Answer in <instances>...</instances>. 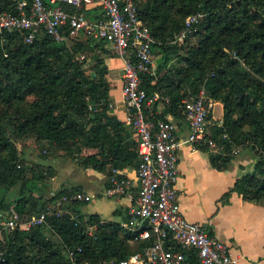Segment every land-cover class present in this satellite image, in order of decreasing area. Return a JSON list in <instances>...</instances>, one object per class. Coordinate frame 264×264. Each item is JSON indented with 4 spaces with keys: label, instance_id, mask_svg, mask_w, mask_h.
<instances>
[{
    "label": "trees",
    "instance_id": "1",
    "mask_svg": "<svg viewBox=\"0 0 264 264\" xmlns=\"http://www.w3.org/2000/svg\"><path fill=\"white\" fill-rule=\"evenodd\" d=\"M19 1L27 8L32 3L0 0V14L17 11ZM134 1L156 38V72L143 73L142 86L170 98L150 117H184V100L202 89L208 99L223 103V124L216 125L210 113L208 125V136L221 149L194 145L208 151L219 170L232 166L235 147L251 149L252 171L237 178L223 198L237 192L264 204V0ZM196 13H203L200 22L183 42H174L186 18ZM109 50L104 39L87 35L59 41L41 30L31 42L18 31L0 35V264L116 263L151 244L152 239L130 241L129 229L83 212L87 202L80 201L65 202L62 214L29 229L1 225L11 207L26 221L57 198L81 190L47 194L53 167L27 168L18 142L34 139L43 156L60 152L108 176L114 168L138 167L134 131L111 112ZM70 250L76 251L75 261Z\"/></svg>",
    "mask_w": 264,
    "mask_h": 264
},
{
    "label": "built area",
    "instance_id": "2",
    "mask_svg": "<svg viewBox=\"0 0 264 264\" xmlns=\"http://www.w3.org/2000/svg\"><path fill=\"white\" fill-rule=\"evenodd\" d=\"M64 4L76 10L70 12ZM27 5L26 1H19L17 11L0 14V35L18 31L27 42L33 41L41 30L59 41L87 35L104 39L111 52L123 61L122 95L128 107L127 121L138 139L140 156L136 170L139 194L129 209L130 219L123 226L131 230L134 240L152 239V242L119 262L100 264H239V257L230 251L225 241L211 234L201 223L188 220L181 211L177 187L181 140L174 121L150 117L153 105L164 106L170 98L159 92L149 94L142 86V74L156 72L153 52L156 38L138 16L135 1L32 0L30 8ZM202 16L203 13H196L187 17L185 27L173 41L183 42ZM214 105L215 101L208 99L202 89L196 96L186 98L182 108L189 127L186 141L205 142L218 151L221 147H216V141L208 136V120ZM222 124V118L218 119L216 125ZM223 137L228 136L225 133ZM133 186L123 169L114 168L104 193L133 199ZM93 197L85 190H75L49 203L46 210L26 221H20L19 212L11 207L9 218L1 225L9 229H29L45 223L51 214H62L65 202H89ZM75 254L76 251H69L74 261Z\"/></svg>",
    "mask_w": 264,
    "mask_h": 264
},
{
    "label": "crops",
    "instance_id": "3",
    "mask_svg": "<svg viewBox=\"0 0 264 264\" xmlns=\"http://www.w3.org/2000/svg\"><path fill=\"white\" fill-rule=\"evenodd\" d=\"M105 61L110 68L108 78L112 84L111 112L124 121L129 131L132 132L133 128L127 121L128 107L122 95L123 61L111 51L106 54ZM217 105L222 110L219 115L214 114V108ZM163 108L162 104H157L152 112L159 114ZM214 108L212 114L213 119H217L215 120L217 123L224 111L223 103L215 101ZM167 118L176 123L181 140L178 150L177 187L180 191L183 215L190 221L201 223L210 230L211 234L225 241L230 251L239 257V264H264V204L245 200L237 192H232L228 198H223L225 192L233 187L237 178L252 171L254 159L237 160L229 169L219 170L212 166L208 151H203L193 143L186 141L189 132L186 119L171 115H167ZM208 121L210 123L213 120ZM132 137L137 139L134 133ZM46 157L47 161L44 164L53 167L54 170L48 183L49 195L78 187L92 193L93 201L96 198L101 199L99 203L94 202L90 207H87L90 203L87 202L82 207L83 212L99 214L103 220H117L121 226L129 221L130 217H127L129 209L139 194L136 167L129 166L123 169L134 183L131 189L133 199H131L127 196L106 195L104 192L109 185V176L93 168L84 167L77 158H73L78 161L74 164L72 157L68 158L60 152L50 153ZM55 163L58 166L54 167ZM94 228L92 227L90 231L93 232ZM133 238L130 241H136Z\"/></svg>",
    "mask_w": 264,
    "mask_h": 264
},
{
    "label": "rangeland",
    "instance_id": "4",
    "mask_svg": "<svg viewBox=\"0 0 264 264\" xmlns=\"http://www.w3.org/2000/svg\"><path fill=\"white\" fill-rule=\"evenodd\" d=\"M98 10L100 11V9H98ZM221 111L222 110H221V107L219 105L215 106V108H214V114L215 115H219L221 113ZM18 147H19L20 151H22L24 153V159H25L24 161H25V165L27 168L35 167L38 164H40L41 166L47 167V165L44 164L47 161V157H45L46 155L43 156L41 154V152L44 153V151L41 149V145H38L34 139H28V140H26V142H18ZM232 153H234L233 154L234 159L232 162V166H233V164H235L237 162V160H242V159H246V160L250 159L251 160V159H253L252 158L253 151L251 149H246V148H242V147H235L233 149ZM66 157L71 158L69 156H66ZM71 159L73 160L72 163L77 164L78 161H75L73 158H71ZM250 163H252V162L250 161ZM56 165L57 164L55 163L53 166L55 167ZM49 180H50V178L47 179L48 183H49ZM48 187H49V185H48ZM47 194H49V189L47 191ZM97 199L98 198H96V200H94V201L93 200L89 201L90 203L87 205V207H90L91 204H93L94 202L99 203L101 201V199H99V200H97Z\"/></svg>",
    "mask_w": 264,
    "mask_h": 264
}]
</instances>
